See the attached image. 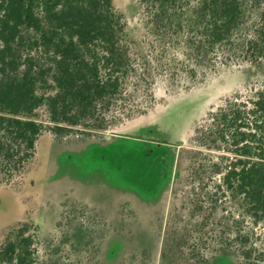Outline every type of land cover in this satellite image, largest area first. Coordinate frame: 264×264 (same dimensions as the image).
<instances>
[{
  "label": "trees",
  "instance_id": "16d2710c",
  "mask_svg": "<svg viewBox=\"0 0 264 264\" xmlns=\"http://www.w3.org/2000/svg\"><path fill=\"white\" fill-rule=\"evenodd\" d=\"M139 1L142 40L126 36L113 0H0V185L24 171L44 133L106 130L143 113L133 102L154 103L160 78L191 88L224 66L264 65V0ZM180 156L189 173L176 183L191 188L162 228L160 260L210 264L225 253L264 264V86L227 97ZM38 231L32 221L9 229L0 264H43ZM75 250L64 252L70 262L57 250L56 264H83ZM137 259L150 264L146 254L129 264Z\"/></svg>",
  "mask_w": 264,
  "mask_h": 264
},
{
  "label": "rangeland",
  "instance_id": "374dc122",
  "mask_svg": "<svg viewBox=\"0 0 264 264\" xmlns=\"http://www.w3.org/2000/svg\"><path fill=\"white\" fill-rule=\"evenodd\" d=\"M113 4L129 39L149 36L139 0ZM263 86L264 65L244 62L221 67L191 88H174L160 78L148 92L154 103L149 96L133 102H142L143 113L113 119L106 130L44 133L24 171L0 185V243L9 229L32 221L39 229L43 264L60 262L57 250L65 261L64 252L75 247L83 253V264H129L142 254L150 264H171L160 260L162 228L174 210L183 209L191 188L175 179L178 171L183 179L189 173V162L180 156L183 148L227 97ZM40 116L46 119L47 113L42 110ZM173 187H178L175 195ZM210 264L238 261L217 253Z\"/></svg>",
  "mask_w": 264,
  "mask_h": 264
}]
</instances>
